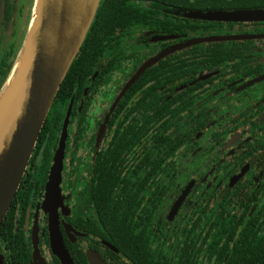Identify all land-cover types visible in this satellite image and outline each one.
<instances>
[{
  "label": "flooded vegetation",
  "instance_id": "af4514ba",
  "mask_svg": "<svg viewBox=\"0 0 264 264\" xmlns=\"http://www.w3.org/2000/svg\"><path fill=\"white\" fill-rule=\"evenodd\" d=\"M33 2L2 0L6 44L23 43ZM101 6L4 219L0 264H264V0Z\"/></svg>",
  "mask_w": 264,
  "mask_h": 264
},
{
  "label": "water",
  "instance_id": "95a60500",
  "mask_svg": "<svg viewBox=\"0 0 264 264\" xmlns=\"http://www.w3.org/2000/svg\"><path fill=\"white\" fill-rule=\"evenodd\" d=\"M101 3L102 0H34L26 36L0 91V228L20 188L56 96L92 28ZM152 64L153 61L145 65L126 90ZM69 115L70 111L49 184L53 191L59 184ZM58 255L66 257L67 252L61 250Z\"/></svg>",
  "mask_w": 264,
  "mask_h": 264
},
{
  "label": "trees",
  "instance_id": "16d2710c",
  "mask_svg": "<svg viewBox=\"0 0 264 264\" xmlns=\"http://www.w3.org/2000/svg\"><path fill=\"white\" fill-rule=\"evenodd\" d=\"M1 4H2V0H0V91L2 87L4 86L8 76L10 75V72L14 66V63L17 59L18 53L22 46L21 40H18V39L11 40L9 43L7 42V44L5 43L6 41L5 38L7 37L6 31H7L9 22H10V18H8L5 24L4 20L2 19V15H1V8H2ZM33 5H34V2H33ZM32 9H33V6H32ZM101 14H102V6L100 5L99 11L92 25V28L77 58L75 59L68 75L66 76L64 82L61 85V88L56 97V102L60 99L62 100L65 99V96L63 95H65L68 89L73 87V85L78 80L77 77H79L81 75L80 73L82 72V70L85 69V66H86L85 62L87 60V55H88L87 53L88 46L89 44H91L94 32L96 31V28L98 24L100 23L99 19L101 17ZM31 15H32V11H31ZM29 23H28V27H29ZM60 119H61V116H53V117L51 116V118L50 117L48 118L47 123L45 124L43 131L41 132V139L44 135L47 134V132L50 131V133H53L54 130L58 129V123ZM53 121L56 122V125L49 127V123ZM40 146H41V143L39 141L36 147V151L40 149ZM33 160H34V157H33ZM4 224L5 222L3 223L0 231H2Z\"/></svg>",
  "mask_w": 264,
  "mask_h": 264
},
{
  "label": "bare ground",
  "instance_id": "6f19581e",
  "mask_svg": "<svg viewBox=\"0 0 264 264\" xmlns=\"http://www.w3.org/2000/svg\"><path fill=\"white\" fill-rule=\"evenodd\" d=\"M18 66H19V64H18ZM18 66L16 67V70L15 71H17V69H18ZM12 80V79H11Z\"/></svg>",
  "mask_w": 264,
  "mask_h": 264
}]
</instances>
